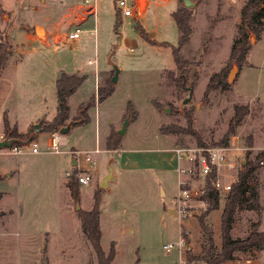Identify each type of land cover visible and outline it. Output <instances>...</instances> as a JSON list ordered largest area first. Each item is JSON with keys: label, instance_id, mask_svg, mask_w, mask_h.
I'll return each mask as SVG.
<instances>
[{"label": "rangeland", "instance_id": "obj_1", "mask_svg": "<svg viewBox=\"0 0 264 264\" xmlns=\"http://www.w3.org/2000/svg\"><path fill=\"white\" fill-rule=\"evenodd\" d=\"M192 2L193 32L190 42L181 50V55L192 64L181 84L177 77L185 73L178 70L172 47L163 43L178 45L180 31L172 13L185 6L184 0H128L131 7L138 4L135 16H124L116 0H0V38L10 45L7 68L0 76V132L6 137L11 134L5 130L4 118L14 115L17 102L20 106L32 105V112L42 110L41 102L46 98L49 105L45 113L26 124L23 131L17 127L22 135L18 143L25 144L32 137V142L48 144L52 131L40 127L37 130L34 126L54 118L50 102L56 99V79L61 70L86 75L69 102L72 117H76L79 104L96 94L98 86L105 85L113 70L119 69L115 91L90 108V121L62 134L61 149L78 150L20 155L25 160L15 180L23 205L28 201L27 206L34 213L41 208L43 214L37 213L40 222L52 233L50 238L47 233L45 247L34 258L27 256V263L98 264L78 213L92 208L94 192L99 189L104 190L101 244L107 253L114 244L116 254L111 264H179L178 246L170 252L163 247L178 243L182 232L187 239L186 258L188 251L200 254L207 237L200 225L203 217L214 231L218 247L221 246V214L226 194H221L219 207L208 216L207 204L200 198L189 202L193 216L182 225L178 215L169 212L172 209L177 213L176 196L180 189L178 163L171 148L215 145L238 136L241 150L234 151L233 157L239 170L264 151V30L260 36L248 33L251 50L242 67L237 61L229 63L246 0ZM93 5L97 10L91 16L95 12ZM37 26L44 28L43 34L36 33ZM78 27L81 38L75 41L70 35ZM139 27L156 43L147 40ZM234 66L237 70L228 81L229 86L205 96L211 75L227 68L229 76ZM195 70L199 72L198 79ZM187 87H193V94L184 103L189 96ZM129 101L137 110V117L130 120L118 148L110 150L108 136L112 130L118 132L129 118ZM236 105L249 106V111L230 134L229 122ZM24 115L19 110L16 118L28 123ZM172 124L183 130L160 132L161 125ZM99 142L105 144L100 146ZM95 145L100 152L94 167L85 161L84 154L77 152L94 149ZM3 150L11 152L9 148ZM122 155L124 162L130 164L124 169L120 166ZM73 158L79 165H72ZM109 163L117 172V179L104 189L100 184ZM75 167L78 175L88 172L92 178L88 184L76 182L79 192L70 189L67 194L64 181L68 177L74 181L71 176ZM67 172L71 176L67 177ZM187 179L194 187L204 184L199 177ZM67 197L70 212L65 213L62 207ZM256 230L264 233V161L249 178L248 194L235 214L231 233L234 238H245ZM16 238L0 236V264H20ZM235 255V260L230 261L234 264H264V239L260 246Z\"/></svg>", "mask_w": 264, "mask_h": 264}, {"label": "trees", "instance_id": "obj_2", "mask_svg": "<svg viewBox=\"0 0 264 264\" xmlns=\"http://www.w3.org/2000/svg\"><path fill=\"white\" fill-rule=\"evenodd\" d=\"M173 18L177 24L180 31L178 45H171L168 42L163 43V45L172 47L173 57L176 66L180 72L185 73V75H178L177 80L182 84L185 81L184 76L188 71V67L192 64L191 61L185 59L181 55V50L186 46L191 39L193 32L191 20H192V10L186 6L179 7L176 11L172 13ZM241 21L238 25L239 35L234 39L231 52L229 56V63L237 61L242 67L246 61L250 50L251 44L249 41V32L255 33L260 36L264 30V0H246L245 4L242 6L240 11ZM117 23V27H118ZM140 32L143 36L147 38L152 43H156L152 40L146 31L139 27ZM0 76L7 68L8 58L10 55V45L9 43H4L3 38H0ZM201 61L197 62L200 65ZM115 73L113 70L110 77L107 79L105 85H100L97 88V93L94 94L88 101L82 103L79 106V115L70 118V106L69 98L74 94L78 88L83 84L86 75H79L77 73H68L65 70L61 71V74L56 82L57 88V113L54 118L50 121L43 120L40 125L34 126L35 129H47L50 131L61 130L66 127L71 121H77V124H85L90 121L89 110L91 107L97 105V102H102L104 99L108 98L115 91V83L112 81V77ZM199 72L195 70V78L198 79ZM229 86L227 68L222 69L219 72H215L209 78L206 85L205 96H207L212 90L216 89H226ZM249 111V106L236 105L235 113L230 119L228 132L230 134L234 133L236 126L242 123L243 118ZM137 110H135L131 101L128 103L127 115H129L130 120L137 117ZM5 130L11 134V137L20 138L22 135L19 133L17 126L11 128V124L7 117L4 118ZM179 130H183L176 125H161L160 132L162 134L176 133ZM228 133V134H229ZM121 134L116 130H112L107 139V148L110 150H116L121 143ZM229 137L222 140L221 143H216L215 145H205L203 143L199 146H224L230 143ZM24 145L23 143H15L14 146ZM264 161V151L260 152L252 161L246 163L243 168L239 171L237 175V180L233 183L232 189L226 194L225 202L221 214V237L222 244L218 247L215 238L214 231L206 225L205 217L200 220V225L202 230L207 235L206 243L200 254H194L192 251L187 252V260L189 262L201 261L205 264H225L230 261L235 260V254L238 251H246L254 246H260L264 239V233L253 231L249 236L245 238H234L232 236V228L234 224L235 214L245 197L248 194V181L251 174L258 169V167ZM70 181L69 187L74 192H79V187H77L76 182L81 185L78 179V171L75 167ZM103 189H99L94 192L93 206L90 210L79 211V216L81 218L82 231L93 247V250L97 257L98 264H111L115 258V248L114 244L110 252H106L101 244L102 229H101V202ZM1 196V194H0ZM201 200L207 204L208 216L213 210L219 207L221 202V194L212 185L211 181L206 178L205 191L201 196ZM4 213L0 212V218Z\"/></svg>", "mask_w": 264, "mask_h": 264}, {"label": "built area", "instance_id": "obj_3", "mask_svg": "<svg viewBox=\"0 0 264 264\" xmlns=\"http://www.w3.org/2000/svg\"><path fill=\"white\" fill-rule=\"evenodd\" d=\"M96 1V0H95ZM121 13L124 16H135L136 4L131 7L128 5V0H116ZM91 8L96 7L93 5ZM81 37V28H76L75 32L71 33L70 38L78 40ZM4 132H0V141L5 139ZM61 139L62 133L60 130L52 131L49 134L48 146L54 153L61 152ZM239 137L233 136L232 141L228 145L224 146H194V147H182L178 146L174 148L176 160H177V172L179 175L180 189L176 196L177 203V217L181 220V225L185 223V220L193 216L191 205L188 203L196 198H200L205 191L206 178H208L212 185L220 192V194H227L233 186V183L237 180L239 173V167L236 160L233 157L234 151H240ZM31 147L32 152L37 153L40 151V145L36 140L30 141V144H24L20 146H14L9 148L14 154H22L28 147ZM100 152V148L94 150L78 151L77 154H84L86 162L94 165L97 164V154ZM238 172V173H237ZM237 173V175H236ZM71 176L70 173H68ZM199 177L203 181L202 187H194L189 183L187 178ZM187 177V178H186ZM91 173L83 172L78 175L79 182L81 184H88L91 181ZM183 231V230H182ZM182 232V236L176 244L164 245V250L170 252L176 245L179 250V264H188V260L184 255V249H187V239Z\"/></svg>", "mask_w": 264, "mask_h": 264}, {"label": "crops", "instance_id": "obj_4", "mask_svg": "<svg viewBox=\"0 0 264 264\" xmlns=\"http://www.w3.org/2000/svg\"><path fill=\"white\" fill-rule=\"evenodd\" d=\"M137 5L138 4H136V7H137ZM96 10L97 9H95V12L92 11L91 16L96 14ZM88 20H89V18L85 19L82 23H80L81 26L83 24L87 23ZM78 40H76V41H78ZM74 44H76V43H74ZM68 73H74V72H68ZM60 74H61V72H60ZM79 75H81V74H79ZM57 79H56V82H57ZM80 87L78 88V90L80 89ZM78 90L76 92H78ZM76 92L74 94H76ZM74 94H72L70 96L69 102H70L71 97L74 96ZM86 101H88V100H86ZM19 102H17L16 109L13 108V109H15L14 115L13 116L9 115L8 120L10 121V123L12 122L11 123L12 126H19L20 130H22V131L24 130V127L26 124H29V122H31L35 118H39L40 115H43L45 113V109L48 108V105H49L47 103L46 98H44L42 100L41 106H40V108L42 110L36 109V110L31 112L32 105H30V107H27L28 104L25 105L26 103H22L20 106V105H18ZM81 104H79V105H81ZM57 105H58V100H57V88H56V99H54L53 101L50 102V106L54 108L53 109V111H54L53 115L54 116L57 113ZM69 106H70V118L72 119L74 117H72V107H71L70 103H69ZM19 110H21L25 114L24 117H27L28 123H25V122H23V120L16 118ZM77 125H80V124H76V125H74V127ZM72 129L68 133H70L72 131ZM104 144H105V142H103V144H102V142L101 143L99 142L100 146H102ZM97 147H98V145H95L94 149H96ZM94 149H88V150H94ZM76 150H78V148H76V147H73L71 151L70 150L64 151L61 149L60 153H63V152L64 153L65 152L71 153V152L76 151ZM171 151L174 152V147L171 148ZM44 152L54 153L49 149L48 144L44 145V146L40 145V151L37 153L32 152L30 146L26 149V151L24 153L15 154V155H14V153H12L10 151L7 152L3 149H0V194H1V196H0V212L4 213L2 215V217L0 218V236L4 237L6 235L7 236L10 235V236H14V238L17 237L16 238V244H18L20 246V251H21V255H20L21 262H20V264H30V263H27V261H28L27 256H32L34 258L35 253L40 252L43 249V247H45L44 245H45V238H46L47 233H48L49 238L51 237V234H52L46 228V226H44V224L40 222L41 218L39 215H37V213L43 214L44 211H42L41 208L36 213L32 212L30 210L29 206H27V204L29 203L28 201L25 202V207H24L23 200H22L21 195H20L21 189L17 188L16 180H15L16 177H18L17 175H19L21 173V170H19L20 169L19 166H21L22 161L25 160L21 157L22 155L41 154ZM57 154H59V153H57ZM174 154H175V152H174ZM175 159H176V156H175ZM74 160L75 159L73 158V161ZM73 161H72L73 166L79 165L78 160H77L76 165L73 164ZM107 161H109V160H107ZM120 166H121V169H124V168L130 166V164L127 160L124 162V155H122V158L120 161ZM68 173L69 172L66 173L67 177L69 176ZM116 173L117 172L114 171L115 177H116ZM106 174L107 173L103 172V178ZM64 183L66 185L67 194H68L70 192L69 177L64 181ZM109 187H110V184H109ZM7 198L10 200V202H8V200H6ZM67 202H68V197L64 203V206L62 207V209L65 213L70 212V211H67L68 210ZM59 211H61V209ZM229 263L234 264L233 262H229Z\"/></svg>", "mask_w": 264, "mask_h": 264}, {"label": "water", "instance_id": "obj_5", "mask_svg": "<svg viewBox=\"0 0 264 264\" xmlns=\"http://www.w3.org/2000/svg\"><path fill=\"white\" fill-rule=\"evenodd\" d=\"M194 4H195V3L192 2V0H184V5H185L186 7L191 8L192 5H194ZM43 29H44L43 27H41V26H37V27H36V33H37V34H38V33L43 34V33H44ZM119 40H120V38H119ZM235 69L237 70V66H234L233 69L231 70V72H230V74H229V76H228V81L231 80L232 73H233V71H234ZM118 74H119V69L116 68V69H115V73H114V75H113V77H112V81H113V83H115V84H116V82H117V80H118ZM187 88L189 89V96L185 99L184 103L189 102L190 99H191V97H192V94H193V87H187ZM167 111H168V110H167ZM129 122H130V119H129V118H127V119L124 121L122 127H121V128L119 129V131H118L119 134L122 135V134L125 133L126 128H127L128 124H129ZM76 124H77V121H71L66 127L62 128V129L60 130V132H61L62 134H66V133H68V132L70 131L71 127L74 126V125H76ZM37 129H38V126H37ZM30 141H32V137L29 138V140H27V141L25 142V144L29 143ZM16 142H19V139H18V138H14V137H6L5 139H3V140L0 141V149L11 148V147H13V145H14ZM20 142H23V141H20ZM76 163H77V161L74 160V161H73V164L76 165ZM115 179H116V177H115V174H114V168H113V165H112L111 163H109V164H108V173L104 176V178L102 179L101 184H100L101 188H104V189H105V188H108L110 182H111V181H114ZM75 198H76V209L79 210V209H80V205H79V204H80V200H79L77 194H76ZM169 212L172 213L173 215H176V214H177L176 211H173L172 209H169Z\"/></svg>", "mask_w": 264, "mask_h": 264}, {"label": "bare ground", "instance_id": "obj_6", "mask_svg": "<svg viewBox=\"0 0 264 264\" xmlns=\"http://www.w3.org/2000/svg\"><path fill=\"white\" fill-rule=\"evenodd\" d=\"M43 31H44V29H43ZM235 72H236V69L233 71L231 78L234 76Z\"/></svg>", "mask_w": 264, "mask_h": 264}]
</instances>
